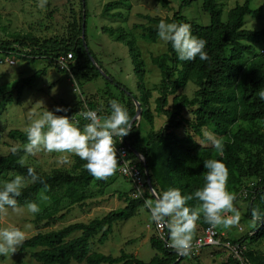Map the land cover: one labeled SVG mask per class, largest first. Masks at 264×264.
Here are the masks:
<instances>
[{"label": "trees", "instance_id": "trees-1", "mask_svg": "<svg viewBox=\"0 0 264 264\" xmlns=\"http://www.w3.org/2000/svg\"><path fill=\"white\" fill-rule=\"evenodd\" d=\"M124 0H111L103 5V15L121 17L120 12H113ZM162 7H168V0H155ZM193 0H180L178 9L170 17L151 16L139 14L146 23L134 24L140 30V36L148 41L157 40V25L161 19L188 23L192 33L207 41L205 51L210 57L202 61L197 57L193 61H180L170 43L166 44V52L152 56L151 61L161 71L159 95L155 98L154 111L166 118L165 125L157 131L150 130L144 139L141 131L143 119L152 125L154 113L151 110L150 92L144 84L145 69L143 62L139 61L135 67L137 87L141 95L133 94L124 84L116 81L112 75L96 61L92 51L86 43V19L88 6L86 0H79L80 8L78 17H73L68 24L67 34L61 37L38 38L32 35L11 34V39L0 37V55L15 56L17 59L35 61L38 58L54 59L60 55L71 54L68 58L69 72L79 74L86 79L103 77L107 84L118 91L107 90L104 94L105 102L97 111L100 116L110 113L109 101L117 100L124 105L131 118L136 113L135 101L142 108L140 122H132V130L123 137L122 143L135 148L145 157L151 185L157 191L168 187H176L184 195L191 194L204 184L207 169L203 161L210 158L222 160L229 170L228 188L237 192L240 186L250 178H260L254 187V192L246 198L248 204L245 216L251 218L252 208L258 207L264 212V100L259 98V91L264 89V49H259L257 44H264V27L260 30L245 27L246 15L257 17L264 12L263 3L252 9L251 0L236 3L227 12V19L222 20L220 0H202V9L209 14V24L200 25L189 20L182 14L184 7L190 6ZM73 12V8H71ZM119 33L113 40L123 41L127 44L129 53L139 55L135 49L133 36L119 28ZM117 30V31H118ZM104 31V27L102 28ZM121 32V33H120ZM128 38V39H127ZM84 42V43H83ZM92 56L106 76L101 72L89 57ZM74 57V58H73ZM3 59V58H1ZM46 67L43 68L44 72ZM66 71V70H63ZM41 71L33 74L42 73ZM71 74V75H72ZM189 81H193L196 89L192 96L181 93ZM31 76L19 78L12 91L17 95L21 93L24 85H29ZM169 96L171 101L169 103ZM18 99V97H17ZM11 102V97L8 98ZM87 107L97 108L95 101L85 99ZM77 104L70 117L78 111L85 110L84 103ZM82 102H84L82 100ZM97 102V101H96ZM1 119V112H0ZM81 126L87 121L79 119ZM238 122H246L245 125ZM184 128L183 134H178V128ZM213 132L225 141L223 156H218L211 146L201 147L196 142L202 139L203 132ZM8 137L18 140L21 144L27 142L24 130L12 128L7 133ZM23 151L13 155L11 151L0 155V177L12 172L27 176V165L21 166L19 160ZM130 157L134 158L141 170L143 165L131 148ZM72 172L56 171L52 174L37 173L49 185L44 192L43 185L39 182L29 184L22 190L17 198L20 206L28 202H36L41 211L36 214L35 221H44V225L55 223L64 219L66 212H61L65 206H84L91 197V186L104 188L117 172L107 181L97 180L84 169L85 161L74 156ZM126 179V178H125ZM127 180V179H126ZM147 185V182H146ZM3 186V185H2ZM0 186V187H2ZM48 197L47 204H43L41 193ZM120 197L125 204L122 207L111 209L101 217L93 218L87 222L76 221L68 223L58 229L38 231L28 237L19 251H29L38 264H180L187 256L180 257L171 248L165 246L163 240L155 234L149 238L150 246L155 254L149 261H143L132 253L120 249L118 255L105 254L92 249V240L96 238L99 243L105 242L113 231V224L117 221H127L134 216L140 207L144 206L143 199H136L129 192H122ZM147 198H153L149 192ZM198 202H188V206H195ZM207 223L201 218L198 221L197 234L201 233ZM167 231V230H166ZM252 234L246 233L231 242L243 246L245 242L254 243L264 239V224L252 228ZM215 248V247H214ZM246 264H264V253L253 249L243 251ZM197 257V256H196ZM221 264H239L235 258L228 257Z\"/></svg>", "mask_w": 264, "mask_h": 264}, {"label": "rangeland", "instance_id": "rangeland-1", "mask_svg": "<svg viewBox=\"0 0 264 264\" xmlns=\"http://www.w3.org/2000/svg\"><path fill=\"white\" fill-rule=\"evenodd\" d=\"M108 1L111 0H86L88 6L86 43L102 68L137 96H140L141 92L137 87L138 78L134 69L137 62H143L145 69L144 84L150 92L149 103L154 113L152 125H149L144 119L141 122V131L145 139L150 130L157 131L166 122V118L162 114L154 111L155 98L160 94L158 88L161 82V71L151 61L152 56L166 52V44L159 37L154 42L141 37L140 30L134 28L133 25L146 23V20L141 18L139 14L170 17L178 9L180 0H168V7H162L155 0H124L118 8L112 10L113 12H120L121 17L103 15V5ZM243 1L220 0L223 7L222 20L227 19V12L230 8ZM263 1L251 0L250 7L255 9ZM38 4L39 0H0V37L7 40L11 39V34H29L38 38L65 36L69 22L74 16L78 17L80 8L79 0H48L45 9L39 8ZM71 8H73V12ZM182 14L200 25L209 24V14L202 9V0H193L190 6L182 9ZM244 19L247 29L260 30L264 27V12L257 17L246 15ZM103 27L104 31H102ZM119 28H123L128 33V37L133 36L134 47L138 50L139 55L130 54L125 42L113 40L112 35L115 37L119 33ZM257 47L260 50L264 49V44H257ZM1 58L3 56L0 55V155L8 153L13 145H23L18 140L9 138L7 133L12 128L24 130L25 126L30 123V114H40L46 109L55 112L56 106H62L66 107L68 111L55 112V114L67 115L71 118L70 114L74 112L75 106L80 104V100L81 103H84L88 97L97 104L98 101L104 104L105 102L102 100H104V94L107 90L115 92V95L118 94L116 88L107 84L103 77L86 79L82 75L60 70L52 59L38 58L33 62L16 59L15 64H8ZM44 67L46 70L42 72ZM39 71L42 73L33 75ZM30 76V84L24 85L20 94L17 95L12 91L19 78ZM195 89V83L189 81L186 87L179 91L192 96ZM9 97H11V102L8 101ZM168 100L170 103L171 96ZM102 105L98 104V108H95L96 111L101 108L103 110ZM138 119L140 122L141 116L135 118V120ZM245 123L238 122L233 128L235 129L239 124L245 125ZM185 131V127L176 130L178 134H183ZM62 155H67L70 163H60L59 158ZM74 156L66 153L40 152L35 156L23 154L21 158L26 159L25 165L34 167L41 173L52 174L56 171L72 172L75 162ZM14 175L16 174L9 172L0 177V186ZM107 183L101 191L98 187L91 186L92 194L86 200V204L84 206H65L61 211L66 212L64 219L55 223L43 226L44 221L36 222V215L29 213L26 206H21L23 208L22 214H16L9 209L8 216L0 221V228L14 225L23 230L27 237H30L38 231L58 229L68 223L87 222L93 218L101 217L109 210L122 207L125 204L120 197L122 192L131 193V185L123 176L116 175L114 180ZM42 202L43 204L48 203L47 200ZM247 204L246 199L237 197L234 205L241 214L239 224L229 229L218 227L224 231L226 238L230 240L239 238L253 228L251 218L245 216ZM239 227L242 229L240 230ZM155 232V224L150 220L149 210L140 207L136 214L127 221L115 222L113 231L105 242L99 243L97 241L98 236L94 238L91 247L93 250L112 255H118L122 248L143 261H149L155 254V250L150 246L149 238ZM244 245L245 249L264 253V239L254 243L245 242ZM228 257L232 256L225 249L204 247L199 253L187 255L180 264H221ZM0 264L38 263L30 257L29 251L21 252L18 249L10 257L0 256ZM71 264L77 263L72 262Z\"/></svg>", "mask_w": 264, "mask_h": 264}, {"label": "clouds", "instance_id": "clouds-1", "mask_svg": "<svg viewBox=\"0 0 264 264\" xmlns=\"http://www.w3.org/2000/svg\"><path fill=\"white\" fill-rule=\"evenodd\" d=\"M47 2L48 0H39L38 7L45 9ZM157 35L165 44H171L180 61H193L197 57L206 61L210 58L205 51L207 41L195 36L188 23L161 19L157 25ZM258 95L264 100V89ZM109 107L111 111L105 116H100L96 110L80 112L79 116L87 121L82 126L79 119L55 114L67 112L66 107L56 106L55 112L46 109L40 114L32 113L30 123L24 128L27 142L13 145L10 151L13 155L23 151L27 156H35L40 152L73 154L85 161L83 167L92 177L107 181L119 170L114 138L119 137L122 141L132 130V118L127 108L115 99L109 101ZM196 142L201 147L211 145L218 156L224 154L225 141L213 132L205 130L202 139ZM18 162L24 166L26 159L21 158ZM59 162L70 163L67 155H62ZM203 167L207 169L205 182L191 194L184 195L176 187H168L163 191L150 188L148 191L153 198L144 200L151 222L156 225L162 239L165 238V229L167 230L166 246L178 255L191 254L201 218L212 229L235 227L241 219V214L234 205L236 193L228 188L229 170L225 163L210 158L203 161ZM37 182L43 185L44 192L49 189L36 169L27 167V176L16 174L3 183L0 187V221L8 216L9 209L22 214L23 208L17 198L24 188ZM144 195L145 190L138 188L134 198L140 199ZM47 199L42 192L41 200ZM193 200L198 203L188 206V202ZM26 207L32 215L41 211L36 202H28ZM261 224H264V212L258 207L252 208V227L255 229ZM27 238L26 233L14 225L0 228V256L10 257L23 246Z\"/></svg>", "mask_w": 264, "mask_h": 264}, {"label": "built area", "instance_id": "built-area-1", "mask_svg": "<svg viewBox=\"0 0 264 264\" xmlns=\"http://www.w3.org/2000/svg\"><path fill=\"white\" fill-rule=\"evenodd\" d=\"M70 57L71 54H68L66 56L60 55L52 60L54 61V64L58 67V69L69 71L68 58ZM16 59L17 58L13 55L10 56L5 54L2 60L7 62L8 64H15ZM86 110H92V109L85 106V110L78 111L71 118L74 120L82 119L79 116V113ZM114 139L116 140L115 147H116V154L119 163V170L117 171V173L128 180V182L131 185V194L133 197L135 196L138 188H143L145 190V195L144 197H141V199L143 200L146 199V194L149 192L148 191L149 188L148 185H146V176L144 169L141 170L140 166L136 163L134 158L130 157L129 154L130 147L127 144L122 143L119 137H115ZM137 161L140 162L138 158ZM259 180L260 178H254V177L246 180L240 186L239 190L236 192V197H241L243 199L248 198L254 192V187ZM149 194L151 195V192H149ZM239 229L241 230L242 228L239 227ZM155 230H156L155 235L161 240H163L166 246V233H167L166 229H165L164 239L161 238V235L158 232L156 225H155ZM252 233H253L252 231H249V234ZM194 244L195 246L191 253H199L200 250L204 247L222 248L227 250L230 256L237 259L239 261V264H246L245 258L243 256L245 245L240 246L239 244L232 243L231 240L226 238L225 234L220 232L217 228L212 229L211 226L206 227L201 233L196 235Z\"/></svg>", "mask_w": 264, "mask_h": 264}, {"label": "water", "instance_id": "water-1", "mask_svg": "<svg viewBox=\"0 0 264 264\" xmlns=\"http://www.w3.org/2000/svg\"><path fill=\"white\" fill-rule=\"evenodd\" d=\"M92 61V63L99 69V71L101 72L102 75L106 76V74L104 73V71L99 67V65L96 63V61L94 60V58L92 56L89 57ZM135 110H136V113L135 115L133 116V119H132V122L135 120L136 117H140L141 116V111H142V108L140 106V103L138 101H135ZM139 119L137 120V123H138ZM131 150L133 151V153L135 154V156L140 160L141 164L143 165L144 167V171H145V176H146V182H147V185H148V188H153L152 185H151V181H150V177L148 175V169L146 167V163H145V157L139 152L137 151L135 148L133 147H130ZM152 195V194H151ZM181 258V255L180 257L176 260V262L179 261V259Z\"/></svg>", "mask_w": 264, "mask_h": 264}, {"label": "crops", "instance_id": "crops-1", "mask_svg": "<svg viewBox=\"0 0 264 264\" xmlns=\"http://www.w3.org/2000/svg\"><path fill=\"white\" fill-rule=\"evenodd\" d=\"M103 101V100H102ZM83 104V103H82ZM98 104H103L102 102H100V101H98ZM83 105H86L87 106V104L84 102V104ZM85 107V106H84ZM98 108V107H97ZM93 110H96V109H93ZM230 215V214H229ZM217 229L220 231V232H222V233H224V231H222V229L221 228H218L217 227ZM225 234V233H224Z\"/></svg>", "mask_w": 264, "mask_h": 264}]
</instances>
